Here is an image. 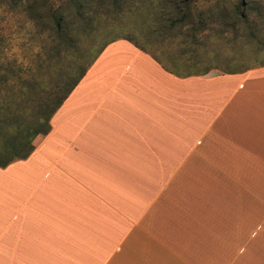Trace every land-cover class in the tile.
<instances>
[{
    "label": "crops",
    "instance_id": "obj_1",
    "mask_svg": "<svg viewBox=\"0 0 264 264\" xmlns=\"http://www.w3.org/2000/svg\"><path fill=\"white\" fill-rule=\"evenodd\" d=\"M187 61L105 45L0 168V264H264V62Z\"/></svg>",
    "mask_w": 264,
    "mask_h": 264
},
{
    "label": "rangeland",
    "instance_id": "obj_2",
    "mask_svg": "<svg viewBox=\"0 0 264 264\" xmlns=\"http://www.w3.org/2000/svg\"><path fill=\"white\" fill-rule=\"evenodd\" d=\"M68 1L0 0V114L6 118L15 115L18 121L31 123L38 107L76 62L79 50L89 45L95 52L120 38L156 54L167 66L187 65L189 60L202 70L222 68L228 61L237 67L264 62V0H243L245 19L233 10L240 0H186V18L172 28L180 34L178 40L167 39L164 45L160 39L168 30L163 23H168L164 22L166 11L172 10L167 0H89L84 14L91 23L83 28L74 19L78 34L67 44L54 39L50 16L55 10L70 9ZM184 7L179 5L181 10ZM200 11L207 36L189 47L182 41ZM13 120H6V128L15 126Z\"/></svg>",
    "mask_w": 264,
    "mask_h": 264
},
{
    "label": "trees",
    "instance_id": "obj_3",
    "mask_svg": "<svg viewBox=\"0 0 264 264\" xmlns=\"http://www.w3.org/2000/svg\"><path fill=\"white\" fill-rule=\"evenodd\" d=\"M112 3L115 0H111ZM70 9L66 8L65 13L63 10L53 11L51 13V27L55 34L54 39L63 41L67 44L75 40L76 34L74 33L73 24L74 19L78 23H81L85 28L90 25L91 19L86 17L84 12L86 5H89V0H69ZM172 6V10L166 11V18L163 23L165 29L170 31L175 25H181L186 18V14L189 12L186 0H167L166 2ZM183 4L185 7L181 10L179 5ZM169 6V8H170ZM246 4L243 0L235 2L233 10L235 15L239 18L245 19L244 12L246 10ZM181 10V11H180ZM163 9L159 10L162 13ZM180 14L179 17H172L174 14ZM197 23L200 21L197 20ZM84 33V32H82ZM127 40V39H126ZM113 41V40H111ZM109 41V42H111ZM129 41V40H128ZM109 42L103 44L97 51L93 52L91 47L85 46L78 51L76 62L72 67L68 68V72L65 74V78L60 80L56 85L52 96L47 97L45 103L38 107V112L35 113L34 119L31 123L21 122L16 119V116L10 115L8 118L5 115L0 114V168H5L12 162L25 159L33 150L32 141L38 135H45L49 130V119L52 114L58 109L60 104L73 90L79 80L84 76L88 68L92 65L99 53ZM14 119L15 126L13 128H6V120Z\"/></svg>",
    "mask_w": 264,
    "mask_h": 264
}]
</instances>
